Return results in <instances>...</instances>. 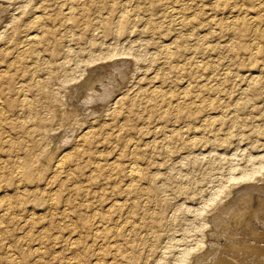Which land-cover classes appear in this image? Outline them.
I'll return each mask as SVG.
<instances>
[{"label":"rangeland","instance_id":"374dc122","mask_svg":"<svg viewBox=\"0 0 264 264\" xmlns=\"http://www.w3.org/2000/svg\"><path fill=\"white\" fill-rule=\"evenodd\" d=\"M0 264H264V0H0Z\"/></svg>","mask_w":264,"mask_h":264},{"label":"bare ground","instance_id":"6f19581e","mask_svg":"<svg viewBox=\"0 0 264 264\" xmlns=\"http://www.w3.org/2000/svg\"><path fill=\"white\" fill-rule=\"evenodd\" d=\"M87 107V106H86ZM98 108V107H97ZM136 173V172H135ZM248 219V218H247ZM243 223V222H242ZM241 226V225H240ZM230 228V227H229ZM250 230V229H249ZM243 231V230H242ZM244 257V256H243Z\"/></svg>","mask_w":264,"mask_h":264}]
</instances>
